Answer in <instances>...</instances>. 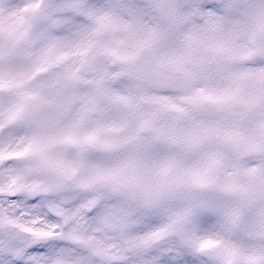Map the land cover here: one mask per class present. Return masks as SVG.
<instances>
[{
	"label": "snow or ice",
	"instance_id": "obj_1",
	"mask_svg": "<svg viewBox=\"0 0 264 264\" xmlns=\"http://www.w3.org/2000/svg\"><path fill=\"white\" fill-rule=\"evenodd\" d=\"M39 7L0 0V264H235L244 253L264 264V247L238 238L239 210L217 224L219 210L205 201L169 203L184 199L185 185L169 179L174 165L139 162L142 125L97 117L98 96L121 97L100 82L80 94L77 72L60 70L71 45L34 31ZM53 10L64 14L53 30L67 19L93 21L89 47L107 32L134 40L122 57L130 64L158 39L132 4L66 0ZM185 15L232 40L257 35L246 0H193ZM200 175L190 174L192 188Z\"/></svg>",
	"mask_w": 264,
	"mask_h": 264
},
{
	"label": "clouds",
	"instance_id": "obj_2",
	"mask_svg": "<svg viewBox=\"0 0 264 264\" xmlns=\"http://www.w3.org/2000/svg\"><path fill=\"white\" fill-rule=\"evenodd\" d=\"M66 0H39L34 31L68 43L60 70L80 76L81 95L94 93L97 82L109 95L98 96V118H128L143 126L145 166L172 163L169 179L182 182L185 205L205 201L220 214L216 223L239 210L238 238L264 247V0H246L247 28L255 39L232 40L227 29H210L185 15L193 0H89L100 5L132 4L142 25L158 39L134 64L122 59L135 41L107 32L95 46L86 36L93 21L67 19L53 10ZM238 2V0H233ZM124 40L123 45L116 41ZM106 48L110 50H105ZM198 172L192 188L190 174ZM259 256L241 254L235 264Z\"/></svg>",
	"mask_w": 264,
	"mask_h": 264
}]
</instances>
